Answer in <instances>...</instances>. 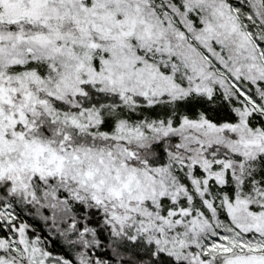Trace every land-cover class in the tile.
<instances>
[{
	"label": "snow or ice",
	"instance_id": "snow-or-ice-1",
	"mask_svg": "<svg viewBox=\"0 0 264 264\" xmlns=\"http://www.w3.org/2000/svg\"><path fill=\"white\" fill-rule=\"evenodd\" d=\"M0 264H264V0H0Z\"/></svg>",
	"mask_w": 264,
	"mask_h": 264
}]
</instances>
